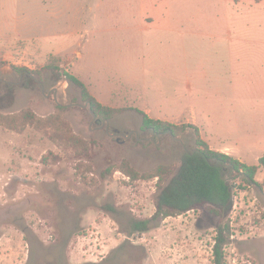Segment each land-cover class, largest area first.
<instances>
[{"label": "rangeland", "instance_id": "rangeland-1", "mask_svg": "<svg viewBox=\"0 0 264 264\" xmlns=\"http://www.w3.org/2000/svg\"><path fill=\"white\" fill-rule=\"evenodd\" d=\"M248 2L0 0V237L23 232L25 264L213 263L219 219L208 209L132 232L134 219L155 213L152 176L169 167L167 180L197 149L194 130L158 138L136 110L195 125L212 150L257 165L264 7ZM17 68L42 73L41 83L25 85ZM67 73L104 106L124 109L109 132ZM26 113L46 123H25ZM256 180L234 181L224 264H264V169Z\"/></svg>", "mask_w": 264, "mask_h": 264}, {"label": "trees", "instance_id": "trees-1", "mask_svg": "<svg viewBox=\"0 0 264 264\" xmlns=\"http://www.w3.org/2000/svg\"><path fill=\"white\" fill-rule=\"evenodd\" d=\"M52 72L54 82L60 81V74L53 67H48ZM20 76H23L25 85L41 83L37 80L42 73L33 72L27 68H17ZM71 87L79 89L83 99L89 104L91 110L104 120H111L124 109L110 108L98 102L87 89L86 85L71 73L63 74ZM37 77V78H36ZM30 83V84H28ZM12 92V90H11ZM62 110V107H59ZM143 118V129L154 136L170 135L177 138L180 133L187 129H192L196 133L197 149L194 152H186L179 167L172 170L170 178V168H159L154 174L158 178V194L155 201V213L145 220L134 219L131 224L132 232L146 233L151 231L154 223L164 222L167 218L186 214L197 209H208L209 213L219 219L216 227V236L213 247V263L224 264L226 259L225 247L231 238V228L226 222L227 213L231 209L235 197L234 181L240 179L249 186L260 187L256 178L261 169H264V155L259 159L257 165H247L234 159L233 157L216 152L206 143L197 126L192 124L176 125L160 120H154L142 110H136ZM25 123H46L36 117L33 113H26L23 116ZM72 141L78 142L72 137ZM129 175L136 178L133 171L129 170Z\"/></svg>", "mask_w": 264, "mask_h": 264}, {"label": "crops", "instance_id": "crops-1", "mask_svg": "<svg viewBox=\"0 0 264 264\" xmlns=\"http://www.w3.org/2000/svg\"><path fill=\"white\" fill-rule=\"evenodd\" d=\"M248 4H250L251 7L261 9L264 7V0H261L259 2H256V0H249ZM226 150L229 151L226 152ZM221 151H222L221 153L227 154L233 158L238 159L240 162L246 164L243 157H241L240 152L236 151L235 153H233L232 149L228 147H223ZM261 157H259V159ZM10 234L15 235L16 239L9 237L8 235ZM2 235L3 236L0 237V264H25L27 260V255H26V245L23 237L24 235L23 232L20 229H13V230L9 229L4 233H2Z\"/></svg>", "mask_w": 264, "mask_h": 264}, {"label": "water", "instance_id": "water-1", "mask_svg": "<svg viewBox=\"0 0 264 264\" xmlns=\"http://www.w3.org/2000/svg\"><path fill=\"white\" fill-rule=\"evenodd\" d=\"M77 106H80V107L86 108V107L88 106V104H87V103L84 104V105L77 104ZM91 114H92V116H93V120H92V122L96 121V120H97V116H96V114H95L93 111H91ZM103 125H106V127H107V131L109 132V120H105V121L103 122ZM131 134H132V133H131ZM131 134L128 135V136H126V135H124V134H119V133H110L109 135H110V136H120V135H121V136L124 137V138H128V137L131 136ZM136 134H137V133H136ZM161 135H162V134L158 135V138H159ZM175 139H177V138H175ZM177 140L180 141V139H177Z\"/></svg>", "mask_w": 264, "mask_h": 264}, {"label": "flooded vegetation", "instance_id": "flooded-vegetation-1", "mask_svg": "<svg viewBox=\"0 0 264 264\" xmlns=\"http://www.w3.org/2000/svg\"><path fill=\"white\" fill-rule=\"evenodd\" d=\"M103 127L105 126V125H102ZM106 130H107V127H106Z\"/></svg>", "mask_w": 264, "mask_h": 264}]
</instances>
